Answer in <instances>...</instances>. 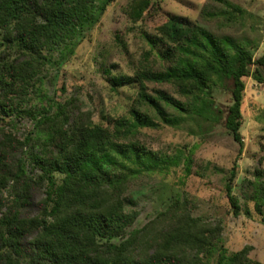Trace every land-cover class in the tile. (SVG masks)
<instances>
[{"label":"trees","instance_id":"16d2710c","mask_svg":"<svg viewBox=\"0 0 264 264\" xmlns=\"http://www.w3.org/2000/svg\"><path fill=\"white\" fill-rule=\"evenodd\" d=\"M112 1L0 0V119L24 115L34 128V135L21 141L0 125V264H262L249 259L247 246L228 251L221 222L192 216L185 200L174 199L157 214L168 220L159 231L149 225L126 231L137 215L124 206L129 182L151 166L179 161L176 155L159 157L137 142L139 127L155 126L146 114L131 108L130 117L106 127L71 102L27 105L37 90L43 51L73 40ZM148 3L132 1L129 18L141 19ZM159 30L160 36L146 38L154 55L167 64L136 73L143 102L162 113L161 101L178 114L217 124L221 110L205 92L210 86L228 85L232 102L223 125L241 144L244 77L264 85V55L253 59L241 44L174 14H167ZM130 79L112 81L119 85ZM147 81L172 84L185 99L162 90L148 95ZM184 160L186 176L190 158ZM235 172L236 162L224 189L232 212L238 214L241 207L231 193ZM255 183L252 200L260 212L264 185L259 179Z\"/></svg>","mask_w":264,"mask_h":264},{"label":"rangeland","instance_id":"374dc122","mask_svg":"<svg viewBox=\"0 0 264 264\" xmlns=\"http://www.w3.org/2000/svg\"><path fill=\"white\" fill-rule=\"evenodd\" d=\"M132 1L113 0L92 25L80 28L73 40L44 50L37 90L31 92L27 105L37 107L47 100L53 106L71 102L94 123L106 127L119 117H130L131 108L146 114L155 126L139 127L137 142L159 157L176 155L179 161L176 165L151 166L129 182L124 206L137 215L126 231L148 225V229L159 231L168 220L157 214L174 199L185 200L192 216L221 222L222 241L228 251L247 246L249 259L264 264V206L258 212L252 200L255 182L259 179L264 185V85L251 76L244 77L239 144L223 125L232 102L228 85L206 89V97L221 110V118L214 124L195 115L178 114L161 101L158 106L162 113L154 110L141 99V87L135 79L145 68L159 70L167 64L154 55L146 38V34L160 36L167 14L180 16L217 37H228L248 50L253 59L264 55V0H148L143 17L136 21L128 16ZM253 68L250 65L249 71ZM122 76L131 79L114 85L112 79ZM144 88L151 96L162 90L185 99L169 83L147 81ZM0 125L21 141L34 135L32 120L24 115L4 117ZM186 157L190 160L185 176ZM234 162L231 193L241 207L238 214L232 212L224 189ZM43 191L40 189L35 199Z\"/></svg>","mask_w":264,"mask_h":264}]
</instances>
